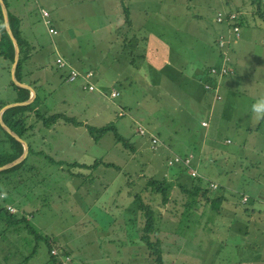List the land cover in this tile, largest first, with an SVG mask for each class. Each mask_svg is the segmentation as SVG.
Returning a JSON list of instances; mask_svg holds the SVG:
<instances>
[{
    "label": "rangeland",
    "instance_id": "374dc122",
    "mask_svg": "<svg viewBox=\"0 0 264 264\" xmlns=\"http://www.w3.org/2000/svg\"><path fill=\"white\" fill-rule=\"evenodd\" d=\"M60 1L64 5L61 9L64 12L68 9V1ZM84 1L83 10H75L73 20L62 22L58 34L48 35L40 31L47 41L41 48L51 46L50 36L58 40L56 45L65 57L77 59L81 68L91 67L94 71L91 79L96 89L92 82L94 88L84 90L79 87V80H59L55 84L48 73L37 76V82L42 87L41 93L37 90L40 95L38 97L43 96L41 102L35 105L37 109L46 114L61 112L82 121L83 125L59 119L45 127L32 113L28 114L26 122H33V127L24 135V140L28 141L32 149L42 150L43 153L30 152L22 165L23 168L31 166L29 169L8 173L12 178L21 173L20 181L14 180L7 186L0 185L5 202L14 205L18 211L14 213L15 216L25 217V220L12 224H6L4 218L0 220V264H57L62 256L50 254L49 248L58 245L69 258L67 264H264V205L254 199L264 192V121L259 123L251 111V105L258 98L264 97V47L261 48L258 43V36L264 37V28L258 29L257 36L251 30L247 38L255 43L250 41L248 44V41L247 45L254 52L245 58L241 73L237 70L232 75L235 79L242 76L244 81L236 86L235 91L241 96L237 95L235 102L230 105L229 121L223 120L218 124L213 122L204 129L199 125V120L196 123L189 121L190 114L182 112L181 107L174 106L172 101L167 100L166 104L161 94L158 99H151L150 95L157 93L148 91L153 88L148 84L150 82H145L149 77L139 72L129 87L120 86L116 82L106 85L108 90L110 87L118 89L119 96L106 97L101 93L103 85L98 81L97 68L101 54L99 49L105 46L104 41L98 40L100 31L97 33V25L101 24V18L94 16L97 12L90 14L91 7L88 5H93L94 1ZM159 1L163 0H154L155 10L164 7ZM235 1L229 0V3ZM183 5L184 15L181 9ZM227 5L228 0H174L173 6L178 11L169 23L164 20V24L184 29L212 25V16H215L217 9L226 10ZM247 5L256 8V5ZM10 8L12 6L8 3ZM106 14H110L109 19L114 18L112 12L106 11ZM159 15H163L161 10ZM206 16L208 18L205 20ZM253 16L254 20L259 21L256 13ZM216 23L223 25V22ZM153 29L157 32L156 27ZM223 31L226 36L230 35L229 29ZM240 32L246 34L248 29L242 26ZM148 35L153 37L151 33ZM239 42L236 39L232 44L237 47ZM140 44L139 41L138 50L141 49ZM227 52L229 54V43ZM37 54H42V59L52 62L54 48L46 51L44 47ZM229 63L230 60L228 66ZM119 65L121 72L129 70L127 64ZM37 71L43 73L40 67ZM8 79L6 61L0 56L2 101L15 98ZM182 97L180 102L186 106L183 111L192 112L188 97ZM120 109L123 113L119 112ZM241 114L249 115V119L238 124ZM198 116H203L201 111H198ZM84 124L97 127L113 124L121 139H116L108 131L96 140L89 135ZM226 124L228 127H225ZM138 125L159 137L156 151L150 149L149 143H141L146 136L137 132ZM248 125L250 130L241 128ZM202 130H206L208 151L206 160L197 166L200 183L195 186V179L188 172L178 170L180 165H166L165 152L169 151L164 150L162 145H171L172 151L179 155L195 152L198 142L202 141ZM225 135L230 139L226 144L223 143ZM211 143H214V150ZM132 147L135 149L132 150ZM45 155L51 157L52 161ZM60 160L85 164L96 161V167L77 169L66 163L58 165L56 161ZM101 162L112 165L107 166ZM225 162L236 169H231V180H227L220 170L223 167L224 171ZM175 171L179 182H184L187 188L194 186L188 193H182L176 185L175 190H171L176 203L160 207L153 200L141 198L142 184L149 177H164L176 184ZM128 180L130 182L127 184ZM209 180L215 181L219 188L206 189ZM105 182H108L106 190L111 193L104 192ZM229 183L233 184L232 189H229ZM117 186L139 195L140 203L152 204L156 216L155 225L160 231L150 235L151 241L158 239L157 245L150 249L158 250L160 260L140 239L137 214L141 212L136 207L139 200L124 204L122 210L118 209L121 203H117V208L110 205L109 200ZM204 188L211 198L215 197L217 191L226 190L228 203L222 202L219 211L211 209L208 201L203 200L200 194ZM243 194L250 197L245 204L240 203ZM118 211L123 220H120Z\"/></svg>",
    "mask_w": 264,
    "mask_h": 264
},
{
    "label": "crops",
    "instance_id": "0c3cea01",
    "mask_svg": "<svg viewBox=\"0 0 264 264\" xmlns=\"http://www.w3.org/2000/svg\"><path fill=\"white\" fill-rule=\"evenodd\" d=\"M67 1L68 3L66 6L68 9L62 12L61 9L64 5L60 0H6L7 8L8 3H10L12 6V8L8 10L19 20L18 27L20 30V35L28 44V57L22 62L21 67V74L23 75L22 82L30 85L34 89L37 96H40L38 95L37 90H39L40 93L42 92L41 84H38L37 82V76H42L44 73H48L51 75V78H53L52 80L55 82V84H57L59 80H65L64 70L66 69H59L55 64V58L58 56L63 58V60L67 62L69 66L77 69L81 73L86 70L93 71L91 67L81 68L82 66L80 63H78L77 59H71V57L68 56L65 57L61 53L60 48H58L56 45L58 40H53L51 36L49 37V43L51 46L48 45V47L43 46L41 48V45L43 43L45 44L47 41L43 38L40 31H45L48 33V35L58 34L60 31L58 29L60 24L67 20H73L75 16V10H83L81 8H83L86 3L84 0ZM93 1V5L91 3L88 5L91 7L90 14L91 12L92 14L97 12V14L94 16H99L101 18V24L97 25V33L100 31L98 40L104 41L105 43V46H103L102 49H99L101 54L99 56L97 66L98 81L102 83L103 91L107 89L106 85L110 82H116L120 86L123 85L125 87H129L133 77L139 72L140 74L149 77V79L145 80V82H150L148 84L152 85L153 88H149L148 91L152 90L157 93L156 95H150L151 99L153 97L158 99V95L161 94V97L166 99V104L167 100L168 102L172 101L171 103H174V106L178 108L181 107L182 112L185 114H190L189 121L196 123L197 120H199V125L204 129L209 127V125H211L213 122L222 123L223 120L229 121L230 105L232 102H235V97L238 95L235 91L236 86L244 81L242 76L235 79L232 75H235L237 70L240 72V68H242L243 64L246 63L245 61L247 57L249 55L252 56L254 52L248 47L247 42L249 41L248 44H250V41H253V43H255V41L252 39L250 40V38H247V36L254 31L257 36L259 31L258 29L260 27L264 28L263 19L259 16L260 14H258L259 21L254 20L253 14L256 13L255 9L247 5L252 4L251 0H247L246 3L243 0H236L235 2L229 3L228 0L226 10L217 9V11L221 10L225 13L235 12L239 29L242 28V26H245V28L248 29L246 34L243 32L239 33V37L237 38V40L240 41L239 46L236 47V45L233 46L234 44H232L236 39L230 40L229 66L231 73L221 76L218 80L208 73V68L211 66L218 68L221 65V54L216 47L215 41L217 35L219 33L224 34L223 30L227 29V27L225 24L222 25L216 23L214 20V15L212 16V22L214 21V24L212 25L204 24L205 26L199 27L198 29H184L181 26L170 27L168 24L170 18L175 17L176 11H178V9L173 6L174 0H168L167 2L165 0L159 1L160 5L164 4V7L157 10L154 9V0ZM182 4L184 3L182 2ZM106 5L109 6L107 7ZM166 5H168V7H166ZM178 6L180 5L178 4ZM41 9L48 11L50 26L54 28L56 33L52 34L48 32L47 26L44 25L41 17ZM99 9H102V11H99ZM181 9L183 10V14L185 11V6L183 5ZM160 10L163 13L162 16L159 15ZM106 11L112 12L114 18L109 19L110 14H106ZM98 13H100V15ZM177 17H180V15ZM207 18L208 16H206L204 19L206 20ZM164 20L168 21V26L164 24ZM39 23L41 25L38 27ZM154 27L157 28V32L154 31ZM201 28L203 29V32H201ZM148 33H151L153 37H150ZM242 36H244V38ZM258 37V43L261 44L262 48V46L264 47V37L262 38V35ZM139 41L141 43L140 50H138ZM146 41H149V43ZM143 44L146 45L143 46ZM44 47H46V51H49L50 48H54V58L52 59V62L47 59H42V54H37V51L39 49L42 51ZM137 60H139V62H137ZM37 61L39 62L36 63ZM121 63L125 65L127 64L129 70H124L121 72L119 65ZM39 67L42 68L43 73L37 71V68ZM77 80H79V87L81 88L80 84L82 83L80 82H83V80ZM91 82L95 85V82L92 79ZM205 83H208L211 86H217L216 94H218L220 97L216 98L213 90L205 89ZM110 88L116 89L112 87ZM242 89L246 90V87H243ZM184 95L188 97L190 106L193 108L192 112H186V110L183 111L184 107L186 106L180 102V98H183L182 96ZM41 98H43V96H41ZM194 109L196 110V113H194ZM198 111H201L203 116L199 117ZM119 112H122V110L120 109ZM239 117L238 124L249 119V115L246 114H241ZM202 121H206V125H201ZM257 121L259 123H261V121L263 122L264 117L258 119ZM249 126L250 125L242 126L241 128L247 131L250 130ZM225 127H228V125L226 124ZM255 130L257 131L256 127ZM205 132L202 130V141L198 142L199 145L196 146V153L189 152L184 154L187 155L193 153L191 165L196 170L197 166L206 160L207 157L206 153L208 150H206L207 145L205 142ZM229 142V137L225 135L223 137V143L226 144ZM141 143H146L148 145L147 138ZM141 143H139V146ZM210 145L212 150H214V143H211ZM162 147L164 150L169 151L168 153L165 152L167 158L172 154H170V152L174 153V151L171 149V145L164 144ZM227 153L229 154L228 151ZM225 163L229 168L226 169L225 166L224 171L223 167L220 170L223 172L227 180H231L233 177L231 169L235 168L231 164H227V162ZM95 167L96 166L93 168ZM76 168L87 169L83 167ZM178 170H184L186 173L188 172L181 166H178ZM176 172L177 171L174 172V176ZM163 174L165 175L166 171ZM187 174L189 175V173ZM175 177L178 181L177 176ZM129 182L130 180H128L127 184ZM145 183L146 181H144L142 184L143 194L141 198L149 200L150 195L148 189L145 188ZM183 184L185 183L183 182ZM105 186L103 187L104 192L111 193L106 190L108 187V182H105ZM232 186L233 184L229 183V189H232ZM175 188L176 185L173 186L172 191H174ZM112 195L113 196L111 199L109 196L110 205L117 208V203H121V205L118 207L120 210L123 209L125 206L124 204L128 202L133 203L137 199L140 202L141 199H139V195H134V192H131L130 189L124 190L121 186H117ZM260 195L261 194H258L256 196L257 198L254 199L257 203L262 204L259 198ZM249 198L250 197L248 196V199ZM240 203L245 204L246 202L240 201ZM9 204L12 205L11 203ZM170 204L171 202L169 201L167 205ZM136 207H138V210H140L139 206ZM118 213L120 215V211H118ZM121 217L122 216L120 215V220H123ZM137 217L139 221L138 229L140 230L142 223L141 220L143 218L141 217V214H137ZM57 247L61 248L59 245Z\"/></svg>",
    "mask_w": 264,
    "mask_h": 264
},
{
    "label": "trees",
    "instance_id": "16d2710c",
    "mask_svg": "<svg viewBox=\"0 0 264 264\" xmlns=\"http://www.w3.org/2000/svg\"><path fill=\"white\" fill-rule=\"evenodd\" d=\"M251 1H252L253 5H256L255 6L256 7L255 8L256 14L257 15L260 14L259 16L263 18V23H264V17H263L264 16V0H263L262 4H261V0H251ZM3 2L7 8L6 0H3ZM7 14H8V22H9L10 29H11L12 34L14 35V37L17 41V45L19 48V55H18V60H17L16 66H15L14 75L19 81L22 82L21 67H22V62L25 61V59L28 57V52H29L28 51V44L20 35V31H19V27H18V24H19L18 18L16 16H14L8 10V8H7ZM0 56L3 57L6 61V67H7V71L9 74L8 82H9V85L11 86L12 90L15 93V98L11 101H2L0 99V108H1L6 103L14 102V101H23V100L27 99L29 96V90L27 88L15 85L14 82L12 81V79L10 78V65L13 61V45H12L10 37L7 35V33L4 29L1 10H0ZM229 69H230V66H229ZM92 73L93 74H92L91 78L94 76L93 71H92ZM229 73H231V72H229ZM66 75H67V70H64V79L65 80H66ZM78 79H80V78H78ZM80 86H81V89L87 90V89L82 87V84H80ZM111 90L112 89H109V90L106 89L104 91H101V93L107 97ZM115 90H117V92H118V94L115 96V97H117L120 95V91L118 89H115ZM40 100L41 99L35 94L33 101L30 102L29 104L16 105V106H11V107L4 109L1 113V118L11 130H13L18 136H20L23 139H24V135L27 134V132L29 133V131L33 127V122H30L29 124H27V122H26V118H27L29 113H32L34 115L35 119L39 120L45 127H49L50 125H52L53 123H55L59 119H62L65 122L72 123L74 125H83L82 121L74 120L70 116H67L61 112H52V113H48V114H46V112H40V110L37 109V107L35 106L37 102H41ZM84 126H85L87 132L89 133V135H91L92 138H94L96 140L108 131L112 132L116 139H118V140L121 139L120 134H118V132L116 131V128L113 124L101 125L98 127L90 125V124H84ZM0 130L3 132V136L0 137V147H1L0 148V165H2L4 163L12 161L16 157H18L22 152V145L19 141H17L10 134H8L1 126H0ZM26 142L28 145V152H27V155L25 156V158L21 162H19L18 164L14 165L12 167H9V168L4 169V170H0V185L7 186L9 184L11 185V182L14 180H16L17 182L20 181L19 179H22L21 173L19 175H16L15 178L9 177L8 173L11 171L17 172L19 170L29 169L31 166H28V168H25V167L23 168L22 165L25 164L26 158L30 152L35 153V154H42L43 153L42 150L32 149L30 144L28 143V141H26ZM132 150H134V147H132ZM45 156L47 157L48 160L52 161L51 157H49L47 155H45ZM165 159H167V157ZM56 163L58 165H62L63 163H66L67 166H71L74 168H76V167L88 168V167H94L96 164V161H94L90 164H85V163L77 162V161L67 163V162H62L60 160V161H56ZM101 163H103L104 165H107V166L112 165L111 163H107V162H101ZM193 178L195 179V186H196V184L200 183L199 176L193 177ZM209 181H212V180H209ZM209 181H208V188L206 187V189L211 188L209 186ZM175 183L176 184H174L171 180H168L164 177L159 178V179L154 178V177H149L145 183V188L148 189L149 195H150L149 200H153L156 202V204L158 206L164 207L167 205V203L169 201L171 203H176V199L173 198L172 194H171V190H172L174 185H178V187L182 193H184V192L188 193L191 189L194 188V186H191V184H190L191 187L187 188V186L185 184H183V182L177 181ZM216 188H219L218 185ZM206 189L205 188L202 189L200 191V194H201L203 200L208 201V205L210 204L211 209L219 211V209L221 208L222 202L228 203L229 197L226 195V190L221 191V192L217 191V193L215 194V197L211 198L210 194L207 195L208 193H207ZM0 194H2L1 189H0ZM260 194L261 195L259 196V198H263L264 192L260 193ZM241 197H242V195L240 196V201H241ZM208 199L210 200V202ZM261 203L264 205L263 202H261ZM6 204H9V203L5 202V196L3 194V198L0 199V220H2V218H4L5 219L4 222L6 224H12V223L17 222L19 220H25L24 216H20V218H17L15 216L14 213H16V211H17L16 207H15V211L11 212V211L6 209ZM11 206H13V205H11ZM138 206H139V209L141 211V217L143 218L141 220L142 223L140 226L141 227L140 228L141 239L145 242V244L148 247V250H151V253L153 255L155 253L157 254L158 250H152V249H153V246L155 244L157 245L158 239L153 240V241L150 240V235H156L160 231V228H158L155 225L156 224V222H155L156 216L154 215V209L152 207V204H144V203L139 202ZM170 216L173 217L174 214H170ZM150 248H152V249H150ZM50 249H51V246L49 248V252H50ZM156 259L157 260L161 259L159 253L156 256ZM57 264H60V262Z\"/></svg>",
    "mask_w": 264,
    "mask_h": 264
},
{
    "label": "built area",
    "instance_id": "2783aa9c",
    "mask_svg": "<svg viewBox=\"0 0 264 264\" xmlns=\"http://www.w3.org/2000/svg\"><path fill=\"white\" fill-rule=\"evenodd\" d=\"M40 13H41V17H42L44 25L47 26L48 32L52 33V34L56 33L54 28H52L50 26L48 11H46L45 9H41ZM214 20L216 22H223V24L226 25L227 29H229V32H230V37L229 36L227 37L223 33H219L217 35L216 47L218 48V50L221 54V65L218 68L213 67V66L208 68V73L211 76L217 78L216 80H218L221 76L229 74V72H230L229 66L227 65L228 61L230 60V56L227 52V44L230 42L231 39H237L239 37L240 29H239V26L236 24L237 21H236V14L235 13H232V12L225 13L221 10H218L214 16ZM55 64L57 65L58 68H60V69L64 68L67 70L66 81H75L78 78H80L83 80V82H82L83 88H85L87 90H92L94 88V85L91 83V79H90L92 74H93L91 70H87V71L81 73L77 69L69 66V64H67V62H65L63 60V58H61L59 56L55 58ZM204 88L209 89V90L210 89L213 90L215 95H216V98L220 97L218 94H216L217 86H211L210 84L205 83ZM117 94H118V92L115 89H112L109 93V95L111 97H115ZM201 125H206V121H202ZM136 130L139 134H142V135L147 137L149 147L151 150L157 149V147L159 146L160 140L155 134H153L152 132H150L149 130H147L146 128H144L140 125H138L136 127ZM192 157H193L192 154L179 155L177 153H172L166 159L165 163L167 166L174 165V164L183 166L188 171L190 176L197 177V176H199L198 172L191 165ZM209 186L213 189L217 187V185L212 181H209ZM2 198H3V194H0V199H2ZM247 200H248V196L242 195L241 202H246ZM261 202L264 203V197L261 198ZM6 209L11 211V212L15 211V208L13 206H11L10 204H6ZM50 254H52V255L60 254L62 256V258L60 259V264H67V262L69 260L68 256L65 254V252L58 247H51Z\"/></svg>",
    "mask_w": 264,
    "mask_h": 264
},
{
    "label": "water",
    "instance_id": "95a60500",
    "mask_svg": "<svg viewBox=\"0 0 264 264\" xmlns=\"http://www.w3.org/2000/svg\"><path fill=\"white\" fill-rule=\"evenodd\" d=\"M0 10H1V14H2L4 29H5V31L7 33V35L10 37L12 45H13V61H12L11 65H10V78L12 79V81L14 82L15 85L27 88L29 90V96H28L27 99H25L23 101L9 102V103H6L5 105H3L0 108V126L8 134H10L13 138H15L17 141H19L21 143V145H22V152H21V154L18 157H16L12 161H9V162H6V163L0 165V170H4V169H7L9 167H12V166L18 164L19 162H21L25 158V156L27 155V152H28V145H27V142L23 138L18 136L13 130H11L5 124V122L1 118V113H2V111L4 109H6L8 107H11V106L29 104L30 102L33 101V99L35 97V91L30 85L19 81L14 75V70H15V66H16V63H17V60H18V55H19V48H18V45H17V41H16V39H15L14 35L12 34L11 29H10L9 22H8L7 8H6L3 0H0Z\"/></svg>",
    "mask_w": 264,
    "mask_h": 264
},
{
    "label": "clouds",
    "instance_id": "9594fccd",
    "mask_svg": "<svg viewBox=\"0 0 264 264\" xmlns=\"http://www.w3.org/2000/svg\"><path fill=\"white\" fill-rule=\"evenodd\" d=\"M251 111L255 114L257 119L264 117V97L258 98L257 101L251 105Z\"/></svg>",
    "mask_w": 264,
    "mask_h": 264
}]
</instances>
